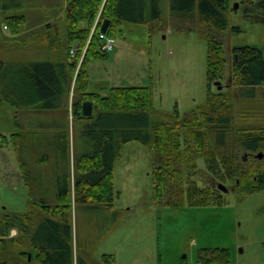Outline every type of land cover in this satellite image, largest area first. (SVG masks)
I'll use <instances>...</instances> for the list:
<instances>
[{"label":"rangeland","instance_id":"obj_1","mask_svg":"<svg viewBox=\"0 0 264 264\" xmlns=\"http://www.w3.org/2000/svg\"><path fill=\"white\" fill-rule=\"evenodd\" d=\"M63 1L0 0L2 10L8 12V16L27 15L34 16L36 20H46L59 13L65 16ZM229 1V27L223 33L228 64L225 77L220 80L224 87L221 91L233 93L238 129L263 128L264 86L257 87L253 96L229 87L236 55L234 49L251 46L264 52V23L254 20L258 14L246 12L251 2L256 4L259 0ZM1 11L0 33L2 18L6 15ZM154 21L152 15L147 16L145 23L135 19L124 20L121 29L114 31L115 52L95 60L98 67L92 72L91 92L102 85L103 82L98 80L100 75L110 86L112 79L114 86L118 87L152 86L154 111L149 114L148 123L118 126L121 130H131L126 134L131 140L114 164L116 195L113 209L100 205L88 209L83 204H78L76 209L73 207V264H108L104 258L110 264H197L198 251L203 248L228 249L232 264H264V189L239 199L236 191L228 188L227 193L222 192L225 203L220 206L172 209L155 200V155L152 146L140 140V131L150 132L151 127L163 121L168 113L183 115L204 104L208 94V43L197 31L178 29L188 27L187 21L170 16L168 31L162 24L152 30ZM61 36L60 46L62 38L64 41V35ZM49 41L50 37L45 40ZM12 46L14 44L10 47L0 43V61L25 60L21 59L20 50ZM213 91H218L215 85ZM70 95L75 101V89ZM47 115L40 112L32 116L24 110H17L0 97V134L9 137L24 133L21 158L30 164L32 174L36 173L34 176L44 179L54 175L57 184L63 185L68 180L72 186L73 181L67 174L71 169L69 158L72 160L92 152L91 127L96 118L86 121L83 128L78 129V123L72 118L69 122L64 119L56 121ZM94 116H97L96 113ZM40 121L43 123L42 133L39 132ZM2 153L0 163H8L10 159L12 165L17 163L15 155ZM259 153L264 154V150L249 156L246 168L264 169V157L258 159ZM45 157H48V164L42 166L41 159ZM199 165L205 167L203 161ZM1 170L0 165V219L6 211L25 214L32 200L30 189L16 181L8 184L2 178ZM44 181L50 183L46 179ZM39 182L42 184L43 180ZM23 241L26 244V240ZM21 252L28 253L32 264H35V256L29 246L15 250L14 258ZM9 261L14 263V259Z\"/></svg>","mask_w":264,"mask_h":264},{"label":"trees","instance_id":"obj_2","mask_svg":"<svg viewBox=\"0 0 264 264\" xmlns=\"http://www.w3.org/2000/svg\"><path fill=\"white\" fill-rule=\"evenodd\" d=\"M170 16L187 21L186 28L197 31L208 43V94L204 104L185 114L168 113L155 123L148 133L141 132L140 140L150 144L154 158V192L159 204L172 209L220 206L224 195L217 184L234 189L239 199L264 189V169L246 168L249 156L264 150V127L237 128L233 93L213 91L214 82L225 77L228 60L225 55L223 33L229 27V0H170ZM4 9L0 2V11ZM101 12V25L110 21L108 34L115 37V23L133 20L145 23L152 15L159 27L160 9L153 0H68L66 9L69 49H83L91 28ZM247 13L258 14L254 20L264 23V0L251 2ZM149 13V14H148ZM148 14V15H147ZM85 24L86 28L81 25ZM4 24L12 34H18L24 17L12 16ZM94 38L77 72L76 98L73 114L82 120H92V152L76 158L77 170L75 205L97 204L113 208L115 199L114 164L122 149L131 140L121 130L132 124L148 123L153 110L152 86L114 87L106 97L90 93L88 65L92 60L109 55L98 48ZM0 43L1 35H0ZM230 88L253 96L257 87L264 86V52L257 47L234 49ZM70 57V55H69ZM70 63V62H69ZM77 62L69 64V76L61 74L50 62L8 63L0 61V97L17 110L52 111L65 107L70 93V76L77 71ZM93 103L91 117H83L84 102ZM96 113V117L94 114ZM121 126L120 129H118ZM25 134H0V148L12 146L26 173L27 185L34 181L29 167L21 158ZM66 147V146H64ZM67 151V150H66ZM66 151H64L66 153ZM243 155V156H242ZM247 155V157H245ZM245 157V158H244ZM203 161L205 167H200ZM61 188V189H59ZM56 199L34 197L25 214L6 213L0 219V264H32L28 253L14 258L15 250L26 248L37 252L38 264H73V199L68 180L58 184ZM18 237L10 238L12 230ZM22 240V241H21ZM27 256V257H26ZM14 259V263L9 259ZM105 263L110 264L105 258ZM197 264H232L228 249L203 248L198 251Z\"/></svg>","mask_w":264,"mask_h":264},{"label":"crops","instance_id":"obj_3","mask_svg":"<svg viewBox=\"0 0 264 264\" xmlns=\"http://www.w3.org/2000/svg\"><path fill=\"white\" fill-rule=\"evenodd\" d=\"M154 3L156 2L157 6L160 9V19L158 20L162 26L166 28L168 31V21L170 18V0H153ZM67 3L68 0L63 1V6L62 9L65 11V16L64 13H59V14H52V17L47 18L46 20H36L34 16H27V15H20L21 17H24V24L20 28V32L18 34H12L5 26L4 21L8 17V12L5 10H2L1 12H5L6 15L2 18V30H1V41L5 45H9L11 47V44H14L12 46L14 49H19L21 56V59L24 58L25 60H19V61H13V62H8V63H37V62H50L56 65L59 70L61 71V74L65 73L67 76H69V64H73L71 58L69 57V41H68V34H67V23H66V9H67ZM29 24L30 27H29ZM123 24V21L121 23L117 24L115 23L116 27L121 29ZM82 28H86L85 24L83 23L81 25ZM5 28V29H4ZM41 29V31H40ZM6 30V31H4ZM64 35V41L62 38L61 46L59 45V38H61V35ZM116 36V35H115ZM50 37L51 41L45 42V40ZM116 49V48H115ZM6 50V49H5ZM4 50V51H5ZM115 52V51H114ZM113 52V53H114ZM112 54V53H111ZM28 55V56H27ZM36 58L38 61H29L30 59ZM46 60V61H44ZM70 62V63H69ZM98 65L95 63V60L90 62L87 68L88 71V76H89V81L92 80V72L93 70H96ZM76 76H77V71L74 77L72 78L70 76V93L67 98V104H65L64 108L57 109V110H52V111H38V110H24L28 112V114L32 116H37L40 112L42 113H47L48 118L52 120H59V119H64L65 121L69 122L71 121V118L73 119V122L78 123V129H82L83 126L85 125L87 120H82L79 117L74 116L73 114V103L74 100L72 99L71 92L75 89V82H76ZM100 82L102 81V85H99V88L95 92H91L89 89L90 93H94L97 95H100L102 97H106L109 94V91L111 88L118 87L114 86L115 84L113 79H112V86L109 85L108 81L105 80L104 76L100 75L99 79ZM91 86V85H90ZM74 96V95H73ZM18 115L16 116V121H18ZM51 120V121H52ZM41 124L39 126V132L42 133L43 130V123L40 121ZM20 133V132H19ZM22 133V132H21ZM24 134V133H23ZM6 149V150H5ZM5 149H0V152H3L2 154L9 152V156L15 155V160L17 163L15 165H12L11 159L8 160L7 162L0 163L2 170H1V175L4 181H6L8 184L13 183V181L25 184V186L30 189V187L27 185V180L25 176V172L22 168V164L19 162V160L16 157V154L14 152V149L12 147H7ZM84 154L80 155L79 157L83 156ZM71 161V169L67 171V174L71 177V181H73V185L70 186V196L73 199L72 203V211L73 207H76L78 205H75L74 203V198L76 196L75 193V183H76V178L78 175L81 173L77 170V165H76V158L72 159L69 158ZM42 160V161H41ZM41 165L46 166L48 164V157H45L44 159H41ZM26 162V161H25ZM26 164L29 165L27 162ZM36 164V163H35ZM35 164H32L34 166ZM30 172V176H32L33 180L37 184L33 185V189L29 190V197L31 195V192H33L34 197H48L51 199H56L59 196L60 190H58V184L56 181V176H49V178H45L48 180L50 183H45V179L41 176H34L32 174L33 169L29 168L28 169ZM59 173V171H56ZM53 171V173H56ZM43 180V183L41 184L39 180ZM115 179V177H114ZM70 181V180H69ZM70 181V183H71ZM85 208L91 209V208H98L97 204H91V205H84ZM103 207V206H102ZM106 208V207H105ZM109 209V208H108ZM113 209V208H112ZM6 213H15L12 211H6ZM4 214V215H5ZM18 231L17 230H12L10 232V238H16ZM27 246H29V243L27 240L25 241ZM37 252L34 251V256L36 257ZM35 264H38L35 262Z\"/></svg>","mask_w":264,"mask_h":264},{"label":"built area","instance_id":"obj_4","mask_svg":"<svg viewBox=\"0 0 264 264\" xmlns=\"http://www.w3.org/2000/svg\"><path fill=\"white\" fill-rule=\"evenodd\" d=\"M100 25H101V12L91 28L90 35H89V38H88V41L85 47L81 50L78 47L77 48L73 47L69 51V55H70L72 62L73 63L77 62V65H78L77 72L83 63L84 58L87 54L88 47L93 42L94 38L98 40L97 42L98 48L101 52L109 54L115 51V48H116L115 38L109 35L108 33H102L101 28H99Z\"/></svg>","mask_w":264,"mask_h":264},{"label":"water","instance_id":"obj_5","mask_svg":"<svg viewBox=\"0 0 264 264\" xmlns=\"http://www.w3.org/2000/svg\"><path fill=\"white\" fill-rule=\"evenodd\" d=\"M235 7L238 8V4H236ZM109 26H110V21H108V20L104 21V23L102 25V28H101V32L102 33H107L108 29H109ZM214 85L216 86L218 91H221L224 88L221 81L214 82ZM93 112H94L93 103L90 102V101L84 102L83 105H82V115H83V117H86V118L91 117V116H93ZM263 157H264L263 153H259L257 155L258 159H262ZM218 189L220 191H222L223 193H227L228 192V188L225 185H223V184H219L218 185ZM30 260H31V256L29 255V261Z\"/></svg>","mask_w":264,"mask_h":264},{"label":"bare ground","instance_id":"obj_6","mask_svg":"<svg viewBox=\"0 0 264 264\" xmlns=\"http://www.w3.org/2000/svg\"><path fill=\"white\" fill-rule=\"evenodd\" d=\"M74 48H77V46H74Z\"/></svg>","mask_w":264,"mask_h":264}]
</instances>
